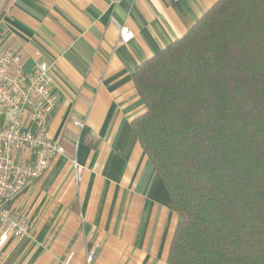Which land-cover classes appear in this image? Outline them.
Listing matches in <instances>:
<instances>
[{
  "label": "crops",
  "instance_id": "1",
  "mask_svg": "<svg viewBox=\"0 0 264 264\" xmlns=\"http://www.w3.org/2000/svg\"><path fill=\"white\" fill-rule=\"evenodd\" d=\"M216 1L0 0V36L23 71L50 66L48 134L64 149L13 199L31 234L0 239V264H167L178 215L132 129L144 110L132 74ZM120 27L133 32L127 43Z\"/></svg>",
  "mask_w": 264,
  "mask_h": 264
},
{
  "label": "trees",
  "instance_id": "2",
  "mask_svg": "<svg viewBox=\"0 0 264 264\" xmlns=\"http://www.w3.org/2000/svg\"><path fill=\"white\" fill-rule=\"evenodd\" d=\"M132 80L178 215L167 264H264V0H217Z\"/></svg>",
  "mask_w": 264,
  "mask_h": 264
},
{
  "label": "built area",
  "instance_id": "3",
  "mask_svg": "<svg viewBox=\"0 0 264 264\" xmlns=\"http://www.w3.org/2000/svg\"><path fill=\"white\" fill-rule=\"evenodd\" d=\"M133 32L120 27V42L127 43ZM21 55L4 44L0 36V239H23L31 234L28 223L11 208L13 199L41 177L52 159L64 151L48 134V119L55 98L51 92L50 66L41 63L26 74ZM80 126L79 121H73ZM28 149L30 159L17 160V152ZM73 177L80 182L84 167L72 158ZM94 251L87 254V263Z\"/></svg>",
  "mask_w": 264,
  "mask_h": 264
}]
</instances>
